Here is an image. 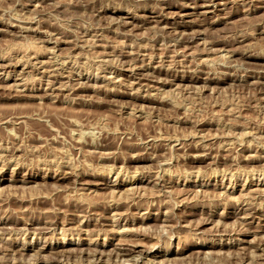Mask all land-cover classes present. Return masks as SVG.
Returning <instances> with one entry per match:
<instances>
[{
	"label": "rangeland",
	"instance_id": "rangeland-1",
	"mask_svg": "<svg viewBox=\"0 0 264 264\" xmlns=\"http://www.w3.org/2000/svg\"><path fill=\"white\" fill-rule=\"evenodd\" d=\"M0 264H264V0H0Z\"/></svg>",
	"mask_w": 264,
	"mask_h": 264
}]
</instances>
